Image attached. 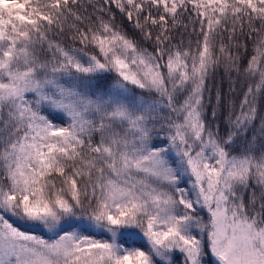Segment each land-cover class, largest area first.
<instances>
[{"label": "snow or ice", "instance_id": "snow-or-ice-1", "mask_svg": "<svg viewBox=\"0 0 264 264\" xmlns=\"http://www.w3.org/2000/svg\"><path fill=\"white\" fill-rule=\"evenodd\" d=\"M0 264H264V0H0Z\"/></svg>", "mask_w": 264, "mask_h": 264}, {"label": "trees", "instance_id": "trees-1", "mask_svg": "<svg viewBox=\"0 0 264 264\" xmlns=\"http://www.w3.org/2000/svg\"><path fill=\"white\" fill-rule=\"evenodd\" d=\"M224 87H225V89H227V83H225Z\"/></svg>", "mask_w": 264, "mask_h": 264}]
</instances>
